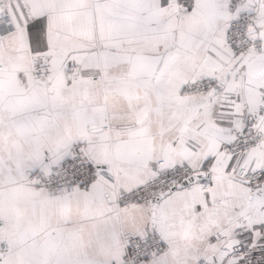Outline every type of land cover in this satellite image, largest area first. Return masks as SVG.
Returning <instances> with one entry per match:
<instances>
[{
    "label": "snow or ice",
    "instance_id": "6c2138e0",
    "mask_svg": "<svg viewBox=\"0 0 264 264\" xmlns=\"http://www.w3.org/2000/svg\"><path fill=\"white\" fill-rule=\"evenodd\" d=\"M0 264H264V0H0Z\"/></svg>",
    "mask_w": 264,
    "mask_h": 264
}]
</instances>
